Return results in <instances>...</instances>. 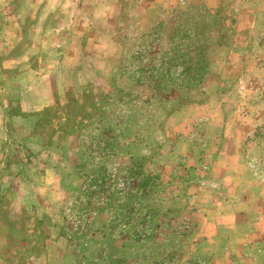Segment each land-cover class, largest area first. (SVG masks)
Returning a JSON list of instances; mask_svg holds the SVG:
<instances>
[{
	"label": "rangeland",
	"instance_id": "374dc122",
	"mask_svg": "<svg viewBox=\"0 0 264 264\" xmlns=\"http://www.w3.org/2000/svg\"><path fill=\"white\" fill-rule=\"evenodd\" d=\"M191 4L224 44L156 93ZM263 218L264 0H0V264H264Z\"/></svg>",
	"mask_w": 264,
	"mask_h": 264
},
{
	"label": "trees",
	"instance_id": "16d2710c",
	"mask_svg": "<svg viewBox=\"0 0 264 264\" xmlns=\"http://www.w3.org/2000/svg\"><path fill=\"white\" fill-rule=\"evenodd\" d=\"M219 9L212 11L202 4H191L177 9L169 17V47L162 53L159 63L149 69L150 84L156 93H162L167 85L178 91L192 92L199 88L212 69L210 50L212 34H218V45L224 44L222 24L216 18ZM140 73L143 72L141 68ZM71 102L64 105L69 110ZM48 107L38 117L40 122L50 123ZM45 114V115H44ZM44 124V123H43Z\"/></svg>",
	"mask_w": 264,
	"mask_h": 264
},
{
	"label": "crops",
	"instance_id": "0c3cea01",
	"mask_svg": "<svg viewBox=\"0 0 264 264\" xmlns=\"http://www.w3.org/2000/svg\"><path fill=\"white\" fill-rule=\"evenodd\" d=\"M20 186L21 185H17L16 187H18L19 189H20ZM18 194L21 196V201L22 202H24L23 200H24V198H26L27 196H26V194H25V192H23L22 190H19V192H18ZM263 220H264V218H263ZM220 225H222V224H220ZM219 225V227H222V226H220ZM231 225H233V224H231ZM247 237V234H245V233H234L233 234V239L236 241V240H241V244H243L244 245V239ZM220 241H223V240H220ZM231 243V242H230ZM230 249H232V247H231V244H230ZM234 249V250H233ZM233 251H236L235 250V248H234V246H233ZM243 251V250H242Z\"/></svg>",
	"mask_w": 264,
	"mask_h": 264
}]
</instances>
